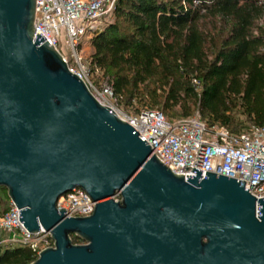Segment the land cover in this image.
Returning a JSON list of instances; mask_svg holds the SVG:
<instances>
[{
	"label": "water",
	"instance_id": "obj_1",
	"mask_svg": "<svg viewBox=\"0 0 264 264\" xmlns=\"http://www.w3.org/2000/svg\"><path fill=\"white\" fill-rule=\"evenodd\" d=\"M35 7L0 0V188L29 232L53 240L29 264H264V199L162 163L34 35ZM76 187L94 209L66 217L57 200Z\"/></svg>",
	"mask_w": 264,
	"mask_h": 264
},
{
	"label": "trees",
	"instance_id": "obj_2",
	"mask_svg": "<svg viewBox=\"0 0 264 264\" xmlns=\"http://www.w3.org/2000/svg\"><path fill=\"white\" fill-rule=\"evenodd\" d=\"M110 15L87 32L85 63L116 104L172 117L198 112L208 126L231 132L264 124V29L256 25L264 0H115ZM214 21L227 29L219 42L207 29ZM9 207L0 194V215ZM36 257L28 246L0 248V264Z\"/></svg>",
	"mask_w": 264,
	"mask_h": 264
},
{
	"label": "built area",
	"instance_id": "obj_3",
	"mask_svg": "<svg viewBox=\"0 0 264 264\" xmlns=\"http://www.w3.org/2000/svg\"><path fill=\"white\" fill-rule=\"evenodd\" d=\"M115 0H36L34 35L59 49L58 38L66 39L71 58L67 61L72 72L77 73L88 85L93 95L109 106L125 120L151 147L158 159L177 174L196 175L192 168L245 181L244 188L257 199H264V124L255 125L241 132H231L224 126H208L198 112L178 123H171L158 109H142L123 113L112 107L113 93L110 87H94L88 80V72L78 47L87 32L95 30L112 12ZM193 82L197 85L196 79ZM185 167H188L185 170ZM113 198H119L116 193ZM79 187L61 195L57 208L65 209L66 217L87 216L95 202ZM10 207L0 215V233L8 235L0 243H15L31 248L36 255L53 245L50 233L42 227L29 232L19 220V209L9 200ZM256 213V208H255Z\"/></svg>",
	"mask_w": 264,
	"mask_h": 264
},
{
	"label": "rangeland",
	"instance_id": "obj_4",
	"mask_svg": "<svg viewBox=\"0 0 264 264\" xmlns=\"http://www.w3.org/2000/svg\"><path fill=\"white\" fill-rule=\"evenodd\" d=\"M110 18H111V15L109 14V15H107L104 19H102V23L100 24V23H97V26H100V25H102L103 23H104V21H108V20H110ZM256 25L258 26V27H260V28H262V29H264V17H262L261 19H259L258 21H257V23H256ZM207 29L211 32V34L215 37V40L217 41V42H219L221 39H222V37L227 33V29L225 28V26L223 25V23L221 22V21H214V22H212V23H209L208 25H207ZM62 35L58 38V41H59V49L63 52V53H65L66 55H65V57H66V59H67V61L70 63L71 62V58H70V55L69 54H67L68 53V49H67V47H66V39H65V37L63 36L64 34H63V29H62V33H61ZM89 37H90V33H87L83 38H82V42H81V44H80V51H81V54H82V56H83V59H84V63H85V59L88 57V55H89V52L91 51V47H90V44H89V42H88V39H89ZM85 66H86V69H87V72H88V68H87V64L85 63ZM95 78H96V76H95ZM95 78H93V77H91L89 74H88V80L90 81V83L94 86V87H96L97 89H100V88H98L99 86H100V83H101V81H98L99 83H97V85H96V79ZM110 104L112 105V107L113 108H115V109H117V110H119V111H121V112H123V113H126V114H129V113H134L135 112V110H134V108L133 107H128V106H125L124 104H116V102H115V100L113 101V100H111L110 101ZM135 105H138L137 103L136 104H134V106ZM144 107V108H143ZM143 107H140V108H142V109H149V107L148 106H143ZM141 109V110H142ZM153 109H158L157 107H155V108H153ZM159 110V109H158ZM176 110L179 112V110L176 108ZM165 116H166V118H167V120L169 121V122H171V123H178V122H180V121H182L184 118L183 117H180V116H178V115H175V116H170V115H168V114H164ZM0 194H1V196L4 198V199H9L8 198V196H7V194H6V192L5 191H0ZM8 235V233L7 232H3V231H1V233H0V239H2V238H4V237H6ZM6 243L5 242H3V243H0V248H2L4 245H5Z\"/></svg>",
	"mask_w": 264,
	"mask_h": 264
}]
</instances>
